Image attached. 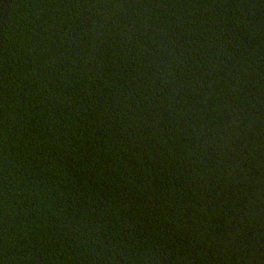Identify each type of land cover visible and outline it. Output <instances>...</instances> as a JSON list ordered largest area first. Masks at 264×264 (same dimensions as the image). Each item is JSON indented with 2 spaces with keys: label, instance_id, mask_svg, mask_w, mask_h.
<instances>
[{
  "label": "trees",
  "instance_id": "trees-1",
  "mask_svg": "<svg viewBox=\"0 0 264 264\" xmlns=\"http://www.w3.org/2000/svg\"><path fill=\"white\" fill-rule=\"evenodd\" d=\"M0 264H264V0H0Z\"/></svg>",
  "mask_w": 264,
  "mask_h": 264
}]
</instances>
